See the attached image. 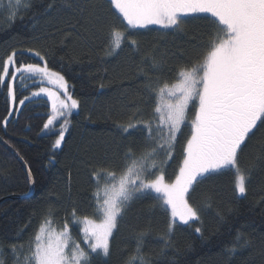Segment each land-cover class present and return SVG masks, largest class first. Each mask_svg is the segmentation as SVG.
<instances>
[{"label": "trees", "instance_id": "trees-1", "mask_svg": "<svg viewBox=\"0 0 264 264\" xmlns=\"http://www.w3.org/2000/svg\"><path fill=\"white\" fill-rule=\"evenodd\" d=\"M40 7L39 0H35L32 11L22 10L14 23L7 19L6 13L0 16V65L15 49L17 53L23 52L19 59L43 66L44 61L23 50L40 51L48 66L64 75L79 107L69 117L62 147L53 149L59 124L56 133L42 131L51 114V104L43 94L32 96L41 86L36 83L38 79L22 80L18 75L14 103L8 98L6 86L0 85V138L22 158L34 179L33 193L28 195L27 176L15 158L0 145V199L12 197L0 204V260L4 264H14L12 244H16L18 250L23 245L20 252L23 260L30 240L49 214L52 227L63 231L67 223L73 240L83 244L81 225L73 222V208L77 217L96 218L98 214L92 199L93 169L108 163L119 169L130 144L137 154L141 152L140 134L134 139H124L126 134L120 132L118 125L126 124L137 114L143 119L155 115L156 96L152 93L153 99H147L145 81H154L162 71L169 84L176 83L178 76L170 73L169 67L183 63L190 66L197 57L202 59L206 52L203 45L210 39L208 21L188 17L184 18L186 23L181 25V30L172 34L162 35L166 30L154 27L137 30L142 33L138 38L139 52L123 47L108 56L105 54L107 29L102 23L99 30L88 35L79 27L68 28L78 17L67 11L32 19ZM68 31L72 34L66 36ZM153 55H163L168 63L154 69ZM25 96L29 99L21 105L19 101ZM13 108L18 111L9 115ZM195 110L190 104L188 118L174 145L173 158L166 163L168 180L174 179L182 161ZM5 117H8L7 124L3 123ZM260 157H264V131L257 132L240 154L242 169L247 170L253 163L257 165L246 182L243 197L235 192V170L229 169L212 174L190 190L189 203L199 209L200 220L191 222V227L177 224L172 236L174 248L166 250V255L176 264H264V158ZM161 159L167 160L163 152ZM165 208L150 198L134 199L119 219L111 241V255L106 259L97 257L94 264H126L135 254L138 236L145 231L142 253L146 259L150 257L153 264H161L163 242L159 236L167 230L171 218ZM197 226L203 230L202 237L195 232ZM237 230H242L250 243L232 253L228 249ZM133 264H140L139 259Z\"/></svg>", "mask_w": 264, "mask_h": 264}, {"label": "snow or ice", "instance_id": "snow-or-ice-1", "mask_svg": "<svg viewBox=\"0 0 264 264\" xmlns=\"http://www.w3.org/2000/svg\"><path fill=\"white\" fill-rule=\"evenodd\" d=\"M40 9L33 13L37 16H50L53 12L67 11L78 17L68 28L78 27L92 35L102 23L107 29L105 54L116 53L118 49L129 47L130 52H139V40L142 35L137 31L158 26L166 30L162 35L181 30L185 17L203 18L210 25L209 42L203 45L206 50L203 58L197 57L188 63L169 67L178 80L169 84L168 77L162 71L153 81L148 79L144 88L149 93L147 99L156 104L149 119L134 115L124 124H119L123 138H135L140 134L143 139L142 150L137 154L130 144L121 158L119 169L112 163L101 164L92 171L95 182L92 199L95 203L96 218L88 215L77 217L73 208V222L81 225L83 245L72 240L69 225L55 234L51 228L50 214L38 228L29 242V250L21 261L20 252L12 244L16 257L14 264H94L97 257L105 259L111 255V241L128 205L134 199L150 198L165 210L170 209L171 218L167 230L159 236L163 242L160 252L161 264H176L166 255V250L174 248L172 240L178 225L191 227V222L200 220V211L189 203L190 190L202 183L203 179L223 169L235 170V192L243 197L247 191V180L257 167L253 163L247 170L242 169L240 154L257 132L264 131V0H39ZM35 0H0V16L15 22L21 14L32 11ZM114 10V11H113ZM198 14H206L199 17ZM211 18V19H209ZM151 30V29H149ZM215 33V36L212 33ZM66 32V36L71 35ZM85 38V37H82ZM33 57L44 61L43 66L35 62L19 59L23 52L14 49L3 60L0 72V85L6 86L8 98L16 101L15 81L39 77L40 81L55 82L63 96L47 87L33 91L32 96H47L51 104L42 131L46 134L59 131L53 149H60L65 140L72 111L78 109L79 101L74 98L70 85L64 75L53 71L46 57L38 50H23ZM152 67L161 69L168 61L163 55H153ZM142 71V70H141ZM103 87V85H101ZM25 96L19 103L24 104ZM190 104L195 106L191 120V134L183 149V158L172 180L166 176L165 166L174 155V145L182 125L188 118ZM18 109H11L9 115ZM62 119V122H60ZM8 117L3 123L7 124ZM161 152L167 160L161 159ZM264 158V157H260ZM119 173V174H118ZM30 183H34L31 170L28 171ZM155 193V196L151 194ZM155 206V205H154ZM195 232L203 236L201 227ZM142 232L136 242L135 254L126 264L139 259L140 264H153L151 258L142 253L144 235ZM250 243L242 230H237L229 252ZM2 252V249H0ZM0 264H4L0 260Z\"/></svg>", "mask_w": 264, "mask_h": 264}, {"label": "rangeland", "instance_id": "rangeland-1", "mask_svg": "<svg viewBox=\"0 0 264 264\" xmlns=\"http://www.w3.org/2000/svg\"><path fill=\"white\" fill-rule=\"evenodd\" d=\"M206 14H198V16H205ZM185 18H188V17H185ZM184 19V18H183ZM149 27H154V28H158V26H149ZM31 79H38V81H36V83L37 84H40L41 86L40 87H47V88H49V89H51L52 91H55V92H57L59 95H61V96H63V93H62V91L60 90V88H59V85L58 84H56L55 82H53V83H49L48 81H43V82H41L40 81V78L39 77H32ZM39 87V88H40ZM39 88H38V91H39ZM74 112H77V109H75V110H73L72 111V114L74 113ZM71 116V115H70ZM69 116V117H70ZM69 117H68V119H69ZM60 122H62V119H61V121ZM57 124H59V123H57ZM57 129H59V126H58V128ZM68 129H69V126H68ZM67 133V132H66ZM66 133H65V135H66ZM223 170H225V169H223ZM239 195V194H238ZM169 212H170V209H169ZM171 214V213H170ZM176 224H180V222H179V220H177L176 221ZM180 225H182V224H180ZM51 228H52V230L54 231V233L55 234H59L60 232H62V231H58V230H56L54 227H52L51 226ZM83 235V234H82ZM70 236H71V233H70ZM71 238H72V236H71ZM72 240H73V238H72ZM82 245V247H86L85 245H83V244H81Z\"/></svg>", "mask_w": 264, "mask_h": 264}, {"label": "water", "instance_id": "water-1", "mask_svg": "<svg viewBox=\"0 0 264 264\" xmlns=\"http://www.w3.org/2000/svg\"><path fill=\"white\" fill-rule=\"evenodd\" d=\"M0 145H2L15 158V160L20 164L21 168L23 169L25 175L28 178L29 169L27 165L25 164V162L22 160V158L16 153L14 149H12L8 144H6L1 138H0ZM28 182H29V179H28ZM33 189H34V184L29 182V194L28 195H31L33 193ZM11 198L12 197H4L0 199V204H2L3 202Z\"/></svg>", "mask_w": 264, "mask_h": 264}]
</instances>
